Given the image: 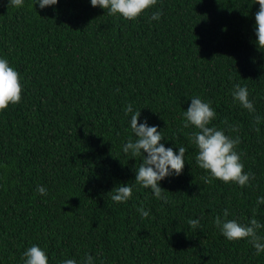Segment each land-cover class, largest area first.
<instances>
[{
	"label": "trees",
	"instance_id": "obj_1",
	"mask_svg": "<svg viewBox=\"0 0 264 264\" xmlns=\"http://www.w3.org/2000/svg\"><path fill=\"white\" fill-rule=\"evenodd\" d=\"M256 0H158L135 21L113 17L91 0H37L8 8L0 0V58L21 76L22 101L0 112V264H23L38 245L49 264L91 255L94 264H264L246 240L228 241L216 215L264 224V49L255 36ZM160 20H151L161 11ZM247 86L254 116L232 97ZM193 97L211 102L212 125L239 135L251 187L213 180L198 167L183 128ZM131 103L140 123L162 132L183 174L160 182L168 203L135 185L142 159L123 152ZM236 125L228 132L222 122ZM259 127V133L255 128ZM133 195H108L124 184ZM47 189L46 196L37 187ZM150 210L147 219L137 209ZM189 219H199L193 229ZM264 236V229L259 233Z\"/></svg>",
	"mask_w": 264,
	"mask_h": 264
},
{
	"label": "clouds",
	"instance_id": "obj_2",
	"mask_svg": "<svg viewBox=\"0 0 264 264\" xmlns=\"http://www.w3.org/2000/svg\"><path fill=\"white\" fill-rule=\"evenodd\" d=\"M158 0H91L92 7H100L113 17H123L128 21L137 20L142 14L157 4ZM59 0H37L41 9L55 6ZM259 10L255 15V43L258 49H264V0H256ZM24 0H7L8 8L23 7ZM162 10L153 12L151 20H160ZM23 87L20 73L5 58H0V112L5 111L10 105L19 104L22 101ZM233 99L250 114L254 116V123L260 125L262 119L256 115L254 102L249 98L247 86L235 84L231 92ZM126 115H130V127L135 139H129L122 145L123 152L134 158H141L142 162L135 169V185L143 189H151L157 200L168 203L165 192L160 182L172 176L183 174L185 167V154L187 148L179 147L178 154L173 148H166L162 143L164 137L157 126H149L147 119L140 123L141 111L134 110L129 103L124 109ZM217 113L212 108L211 102H205L200 97H193L191 104L183 112V128H195L190 136V142L196 147V163L199 168L205 170L209 175L201 177L205 184L220 180L224 183H235L241 188L251 187L250 180L255 176L251 172H245L244 164L241 162V153L236 150L241 143L239 135L226 134L222 129L212 125ZM227 126V131L239 132L236 125L229 124L225 119L222 122ZM255 131L259 133L260 128ZM40 195L46 196L47 189L43 186L37 187ZM111 200L117 204L126 203L133 195V185L121 184L108 193ZM257 204H264V197H259ZM137 211L142 218L147 219L150 210H145L141 205ZM253 216L247 223H240L235 219H229V210H223V216L216 215L214 224L220 233L230 242L246 240L256 250V254L264 252V236L260 230L264 224L256 218L257 209H253ZM188 224L196 229L200 227L199 219H189ZM23 264H49L46 252L38 245H32L23 254ZM61 264H77L76 259H65ZM79 264H94V258L89 254L81 258Z\"/></svg>",
	"mask_w": 264,
	"mask_h": 264
}]
</instances>
